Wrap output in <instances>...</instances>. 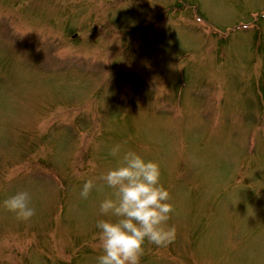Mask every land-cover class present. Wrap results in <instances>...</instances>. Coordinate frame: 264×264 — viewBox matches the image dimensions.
<instances>
[{
  "label": "rangeland",
  "instance_id": "obj_1",
  "mask_svg": "<svg viewBox=\"0 0 264 264\" xmlns=\"http://www.w3.org/2000/svg\"><path fill=\"white\" fill-rule=\"evenodd\" d=\"M173 10L196 15L180 19ZM163 11L166 14L161 16ZM57 14L60 20L55 24L67 23L63 30L54 25ZM197 16L202 17L197 20ZM43 21L52 28L42 25ZM0 23L16 41V30H20L22 39L36 49L32 56L29 52L18 56L8 32L0 30V173L4 177L0 201L27 190L35 208L30 219L21 220L0 205V264H57L55 252L59 261L65 252L62 264H96L98 205L110 190L93 188L87 198L96 193L91 203L79 193L88 165L96 175L87 178L96 184L113 165L109 148L115 143L156 160L171 203L186 194L183 200H188L192 211L197 203L198 215L205 216L209 225L203 230L190 216L198 215L183 208L170 217L179 218L169 221L173 239L165 247L145 243L140 264H192L191 255L201 258V264H209L210 258L264 264V206L261 217L256 209L255 213L245 210V198L254 196L251 188L264 179V128L246 119L230 129L236 138L230 131L227 138L219 137L234 102L256 97L255 75L264 71V0H0ZM68 25L72 28L67 29ZM75 32H79L77 39L72 38ZM60 50L65 56L92 55L95 64L53 58ZM122 60L126 67L140 69L124 78L134 97L123 107L122 101L128 98L116 89L122 84ZM102 71L111 87L102 100L93 101L90 111L95 104H101L100 110L87 124L86 114L75 118L63 103L79 107L90 100L93 83L82 80V74H94V90L99 92ZM260 79L264 86V77ZM56 102L62 106L53 111L50 105ZM222 102L221 114L213 105ZM236 110L234 114L239 115ZM36 123L39 133L33 136ZM49 132L51 139L39 141ZM74 134L78 137L73 138ZM252 136L260 146L258 153L239 150V142L247 144ZM45 160L67 177L62 210L54 197L59 193L54 182L49 180L47 188H40L47 181L40 176L41 168L48 167ZM16 173L23 176L25 186ZM189 180L200 183L193 201L188 185L175 193ZM245 182L250 185L242 186ZM259 189L257 197L264 201V185ZM237 193L234 211L221 212L223 203ZM209 205L220 212L207 216ZM174 209L178 208L174 205ZM58 211L57 224L47 223ZM25 223L26 228H40L31 234L26 231L28 236L22 229ZM231 229L237 234H225ZM80 241L86 245L75 247ZM235 243L244 247L232 254Z\"/></svg>",
  "mask_w": 264,
  "mask_h": 264
},
{
  "label": "clouds",
  "instance_id": "obj_2",
  "mask_svg": "<svg viewBox=\"0 0 264 264\" xmlns=\"http://www.w3.org/2000/svg\"><path fill=\"white\" fill-rule=\"evenodd\" d=\"M114 163L97 178L84 181L80 197L87 199L95 187L110 189L99 201L96 264H140L145 241L165 247L174 237L168 224L173 211L169 190L161 183L159 163L120 143L109 148ZM27 190H18L0 201L18 219L35 214Z\"/></svg>",
  "mask_w": 264,
  "mask_h": 264
}]
</instances>
